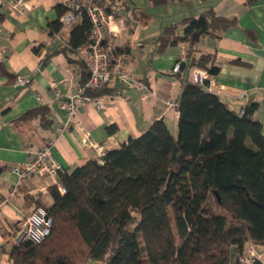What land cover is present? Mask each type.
I'll return each mask as SVG.
<instances>
[{"label":"trees","instance_id":"trees-1","mask_svg":"<svg viewBox=\"0 0 264 264\" xmlns=\"http://www.w3.org/2000/svg\"><path fill=\"white\" fill-rule=\"evenodd\" d=\"M109 1L99 2L107 14L112 13ZM58 9L59 18L65 10ZM231 27L235 18L207 10L163 28L156 52L186 44L189 68L204 70L210 78L218 66L212 53L197 49L198 39L219 38ZM178 28L182 36L175 35ZM49 29L54 38L58 20ZM90 31L87 17L80 16L62 49L77 65V86L86 83L88 72L73 54L89 41ZM103 48L110 61L126 52ZM113 90L103 85L85 89L84 95L99 98ZM176 105V136L157 119L98 159L62 170L58 179L65 193L51 185L52 204L44 207L52 219L50 234L39 243L0 247L11 264H247L245 259L263 264L247 255L250 247H264V136L262 124L252 118L256 105L240 114L241 108L229 109L191 80L180 84ZM22 118L43 129L50 126L48 107Z\"/></svg>","mask_w":264,"mask_h":264},{"label":"crops","instance_id":"crops-1","mask_svg":"<svg viewBox=\"0 0 264 264\" xmlns=\"http://www.w3.org/2000/svg\"><path fill=\"white\" fill-rule=\"evenodd\" d=\"M108 4L117 29L115 47L126 50L128 72L140 87L123 90L122 99H112L102 110L88 102L75 105L78 127L69 125L60 133L57 130L67 121L66 96L77 88V65L69 63L62 50L72 25L62 30L60 39L50 35L49 24L58 20L60 0H32L22 16L0 5V247L4 249L12 245L18 225L33 209L32 196L45 208L52 204L50 179L28 177L17 185L11 172L30 163L47 140H54L52 153L63 171L70 172L138 137L154 120L162 119L176 136V100L180 84L191 80L192 69L184 56L186 44L156 52L161 31L171 24L207 10L235 18L236 27L219 38L200 37L196 47L212 53L218 66L210 77L212 92L231 110L255 104L252 118L262 124L264 136V0H165L158 6L150 0H110ZM182 31L178 28L175 35L182 36ZM178 61L184 68L172 74ZM17 75L30 84L14 85ZM55 80H66L58 87V96L49 86ZM110 86L117 87L114 80ZM43 106L50 111L48 128L22 118ZM110 126L115 127L112 133L107 132ZM83 131L89 133L91 146L84 144ZM250 248L247 255L264 264V247ZM0 264H11L3 251Z\"/></svg>","mask_w":264,"mask_h":264},{"label":"built area","instance_id":"built-area-1","mask_svg":"<svg viewBox=\"0 0 264 264\" xmlns=\"http://www.w3.org/2000/svg\"><path fill=\"white\" fill-rule=\"evenodd\" d=\"M32 0H0V5L10 8L18 16H22L27 8V4ZM100 0H60L61 7L65 12L58 18L60 30L55 35V39H59L60 31L65 27L72 25L77 18L85 15L90 22L91 31L89 41L79 47L73 54V58L80 61L88 72V79L83 86H77L74 92H68L67 101L63 107L67 121L57 130L59 133L69 125L77 126L75 121L76 108L75 105L82 102L91 103L95 109L102 110L107 107L114 98L122 99L123 90L132 87H140L128 72L125 60V53L116 54L112 61L109 60L107 51L103 48L106 46L108 50H114L115 40L117 37V29L113 23V17L105 13L99 4ZM103 43V44H102ZM3 58L0 56V61ZM180 71V64L175 63L171 73ZM114 80L117 87L114 88L112 94L99 98H92L84 95L85 89L93 91L103 85H110ZM191 81L197 86H202L205 90L212 92L210 78L204 70L193 68L191 70ZM208 81V84L205 82ZM30 80L17 75L14 78V85L28 86ZM66 84V80H55L50 82V88L58 96V87ZM241 97V95H240ZM243 113V107L240 114ZM83 129V128H81ZM83 140L86 146H91L90 136L87 131H83ZM54 140L44 143L34 152L33 160L28 164L18 165L11 169V172L17 177V185L28 177L48 178L52 181L60 194L65 193L64 187L59 182V173L63 170L59 162L55 159L52 149ZM34 207L31 212L21 221L13 235V243L21 244L25 241L39 243L44 237L50 234L52 219L47 215L41 204H38L37 196H32ZM250 264L251 261L244 260Z\"/></svg>","mask_w":264,"mask_h":264},{"label":"water","instance_id":"water-1","mask_svg":"<svg viewBox=\"0 0 264 264\" xmlns=\"http://www.w3.org/2000/svg\"><path fill=\"white\" fill-rule=\"evenodd\" d=\"M102 44H103V43H102ZM180 66H181L182 69L184 68V64H183V63H182Z\"/></svg>","mask_w":264,"mask_h":264},{"label":"rangeland","instance_id":"rangeland-1","mask_svg":"<svg viewBox=\"0 0 264 264\" xmlns=\"http://www.w3.org/2000/svg\"><path fill=\"white\" fill-rule=\"evenodd\" d=\"M41 206H42V204H41ZM44 207V206H43Z\"/></svg>","mask_w":264,"mask_h":264}]
</instances>
